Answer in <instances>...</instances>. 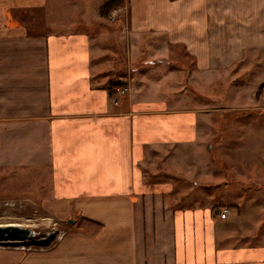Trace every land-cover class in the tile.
<instances>
[{
    "label": "crops",
    "instance_id": "obj_1",
    "mask_svg": "<svg viewBox=\"0 0 264 264\" xmlns=\"http://www.w3.org/2000/svg\"><path fill=\"white\" fill-rule=\"evenodd\" d=\"M104 1L0 0V192L76 216L0 264H264V183L230 144L200 156L209 112L186 104V79L228 69L263 87L264 120V0H122L111 26Z\"/></svg>",
    "mask_w": 264,
    "mask_h": 264
},
{
    "label": "rangeland",
    "instance_id": "obj_2",
    "mask_svg": "<svg viewBox=\"0 0 264 264\" xmlns=\"http://www.w3.org/2000/svg\"><path fill=\"white\" fill-rule=\"evenodd\" d=\"M118 16L123 18L125 11L121 13L119 11ZM104 20L107 26H111L114 23V21H108L107 16H105ZM120 48L121 52L127 48L124 40L120 42ZM121 56L125 58L123 52ZM145 57L146 55H141L139 58ZM170 58L175 67L179 61V55L175 53ZM138 65H144V68L153 67L146 59L139 60ZM113 68L108 70L111 76L115 75L116 77V75L123 73L122 69L119 71V69ZM227 70L222 68L218 71L210 72L211 77L204 76L201 84L197 87L190 85L188 79H186V84L188 85L187 94L192 98L191 102H186V104L197 105L202 110L209 112L207 120L203 122L206 128L200 156L205 161H209L213 155L217 159H226L228 151L225 149V145L230 144L232 149L227 158L236 160L235 162L238 164L237 169L240 172L243 171L242 173L247 175L252 174L254 178H258L255 181H259L262 184L264 183V120L254 114H257L261 110L260 106L262 105L260 101L263 87L261 88L260 86L255 95L253 88L244 86V84H248V81L245 82V79H242L243 75L235 80L239 86L233 87L232 84L234 82L229 83V78L230 76L233 77L234 74H229L228 78ZM143 72L147 73V71ZM152 73L154 71H151ZM115 77L113 76V78ZM245 98L246 101L244 102ZM245 112H251V114L244 117L243 114ZM194 153L191 152L189 154L190 158L194 157ZM213 168L216 167L208 164L207 167H203V171L208 175L212 173ZM217 169H219L220 175L226 174V167ZM237 169H235V172ZM237 175L242 174L237 172ZM251 183L252 185H259L254 182ZM30 185L34 186V184ZM11 191L13 193L10 194L5 191L0 192V224L11 223L32 228L34 230L33 238L37 239V241L24 239V244H29L28 248L47 245L55 239L61 238L75 222L74 218L76 216L67 218L72 220L68 222L66 218L53 217V215L36 205L34 202L37 196L34 194V189L26 190L20 186ZM80 219L78 218V221L81 222ZM10 247L20 248L19 245L15 246L11 244L0 248ZM20 249H27V246Z\"/></svg>",
    "mask_w": 264,
    "mask_h": 264
},
{
    "label": "water",
    "instance_id": "obj_3",
    "mask_svg": "<svg viewBox=\"0 0 264 264\" xmlns=\"http://www.w3.org/2000/svg\"><path fill=\"white\" fill-rule=\"evenodd\" d=\"M68 222L72 221L71 219H67ZM34 230L30 227H22L18 224H0V239L6 240H24L31 239L33 241H37V239L33 238Z\"/></svg>",
    "mask_w": 264,
    "mask_h": 264
},
{
    "label": "built area",
    "instance_id": "obj_4",
    "mask_svg": "<svg viewBox=\"0 0 264 264\" xmlns=\"http://www.w3.org/2000/svg\"><path fill=\"white\" fill-rule=\"evenodd\" d=\"M120 11V7L119 6H114L110 9V11H108L107 13V20L110 22H113L116 20L118 14ZM124 88L120 89V92H123ZM228 213V209L226 207H223L222 210L219 212V216L220 217H225L226 214ZM15 245V246H20V248H24L25 246H29V244L25 245L23 240H6V239H0V247L4 246V245Z\"/></svg>",
    "mask_w": 264,
    "mask_h": 264
},
{
    "label": "trees",
    "instance_id": "obj_5",
    "mask_svg": "<svg viewBox=\"0 0 264 264\" xmlns=\"http://www.w3.org/2000/svg\"><path fill=\"white\" fill-rule=\"evenodd\" d=\"M122 3V0H105L99 7V12L101 15L106 16L108 11L114 6H118ZM122 84V82H118Z\"/></svg>",
    "mask_w": 264,
    "mask_h": 264
}]
</instances>
